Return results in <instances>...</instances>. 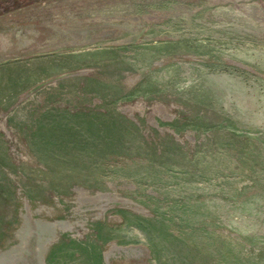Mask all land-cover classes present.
<instances>
[{
  "label": "rangeland",
  "instance_id": "rangeland-1",
  "mask_svg": "<svg viewBox=\"0 0 264 264\" xmlns=\"http://www.w3.org/2000/svg\"><path fill=\"white\" fill-rule=\"evenodd\" d=\"M36 219L66 225L37 235ZM9 248L0 264H264V0L0 29Z\"/></svg>",
  "mask_w": 264,
  "mask_h": 264
},
{
  "label": "water",
  "instance_id": "water-1",
  "mask_svg": "<svg viewBox=\"0 0 264 264\" xmlns=\"http://www.w3.org/2000/svg\"><path fill=\"white\" fill-rule=\"evenodd\" d=\"M142 0H0V29L25 20Z\"/></svg>",
  "mask_w": 264,
  "mask_h": 264
},
{
  "label": "bare ground",
  "instance_id": "bare-ground-1",
  "mask_svg": "<svg viewBox=\"0 0 264 264\" xmlns=\"http://www.w3.org/2000/svg\"><path fill=\"white\" fill-rule=\"evenodd\" d=\"M36 224H37V227L39 228L38 231H40L39 233H37V235L41 234L42 232H47L48 230V227L51 229V230H54L55 227H64L66 225V223L64 221H57V222H48V221H40V220H37L36 219ZM25 235V234H24ZM21 238V237H20ZM25 238V237H24ZM23 238V239H24ZM46 238V237H45ZM41 239V238H40ZM39 243V242H38ZM42 240L40 242V246L38 248V258L40 257V253H41V245H42ZM16 246V245H15ZM14 247V246H13ZM23 247V245H22ZM21 248V247H19ZM14 250V248H9V249H6L4 251H0V261L1 260H4L6 257H8V255H10V253L12 254V251ZM18 254V253H17ZM16 255V253H15ZM17 257V256H16ZM9 258V257H8ZM14 259V258H13ZM7 262V261H6ZM16 263V262H15Z\"/></svg>",
  "mask_w": 264,
  "mask_h": 264
}]
</instances>
